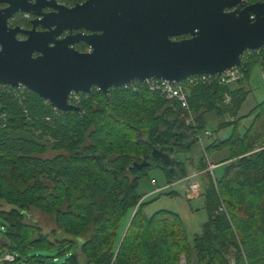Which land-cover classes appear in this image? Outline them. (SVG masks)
Instances as JSON below:
<instances>
[{
  "label": "trees",
  "instance_id": "trees-1",
  "mask_svg": "<svg viewBox=\"0 0 264 264\" xmlns=\"http://www.w3.org/2000/svg\"><path fill=\"white\" fill-rule=\"evenodd\" d=\"M14 20L30 26L22 15ZM75 49L86 52L87 47ZM255 67L264 74V47L243 56L238 82L191 86L195 127L184 125L175 102L143 86L113 88L108 95L92 90L82 96L79 112L67 113L28 90L19 97L0 93V203L9 206L0 209V258L13 255L9 264H180L182 257L186 264H264V100L237 117L249 94L240 84ZM208 114L232 118L219 122L217 131L233 129L204 150H228L218 163L219 177L212 179L207 165L198 164L206 173L201 196L208 218L190 243L177 214L144 212L145 194L137 188L152 167L130 166L160 164L150 157L153 147L189 154ZM249 118L239 133L237 127ZM49 152L54 156L45 157ZM163 171L170 181L172 175ZM181 175L186 176L184 169ZM220 203L225 213L217 211ZM135 208L118 237L121 220ZM31 210L52 218L56 229L44 231L27 222ZM213 235L231 249L232 262Z\"/></svg>",
  "mask_w": 264,
  "mask_h": 264
},
{
  "label": "water",
  "instance_id": "water-1",
  "mask_svg": "<svg viewBox=\"0 0 264 264\" xmlns=\"http://www.w3.org/2000/svg\"><path fill=\"white\" fill-rule=\"evenodd\" d=\"M0 6V85H22L63 113L80 111L68 103L71 92L96 87L108 95L133 81L220 75L264 47V1L85 0L67 7L56 0H0ZM17 14L33 17L30 28L10 25ZM79 44L90 51L76 50ZM182 154L153 147L150 157L159 165L130 168H167L180 180L179 166L191 161ZM213 241L227 256L219 236Z\"/></svg>",
  "mask_w": 264,
  "mask_h": 264
},
{
  "label": "rangeland",
  "instance_id": "rangeland-1",
  "mask_svg": "<svg viewBox=\"0 0 264 264\" xmlns=\"http://www.w3.org/2000/svg\"><path fill=\"white\" fill-rule=\"evenodd\" d=\"M58 3L67 7L73 6L70 4H64L61 1ZM16 21H20V18ZM13 22L15 23V20ZM23 28H30V26L23 25ZM18 38L23 39V37ZM240 86L248 91L249 94L246 98V101L241 106L237 117L247 115L251 109L264 100V74L261 72L260 68L255 67L252 69L249 77L243 80ZM206 118L205 126L199 132V135L202 137V143L205 147L214 141L224 140L232 134L233 126L225 128L221 131H217V125L219 122L227 120L231 121L232 118L224 117L219 119L212 114H208ZM251 119L252 118L243 120L237 127V131L239 133H243L245 128H247L251 123ZM205 131L210 132L211 136L208 138L205 137ZM189 152L191 161L186 162L183 168L186 176L189 177L188 180H186V178H182L176 181H169L162 169L153 167L147 172L146 176L139 180L137 192L139 194H145L143 199L145 202H147V204L144 207V212L147 215H151L152 213L159 210H165L177 214L183 223L188 241L191 243L192 237L197 233L200 234L202 231V226L208 218L207 213L203 208V198L201 196L206 182V173H201L197 170L198 164L200 160L206 165L208 163L214 164L220 159L226 158L228 155V150H216L213 152H208L206 153V156H204L202 147L196 142L191 146ZM54 154L55 153L49 152L45 155V157L51 158L54 156ZM221 170L222 168L220 167H216L213 170V174L216 178L219 177ZM150 180H154L156 185H151ZM191 182H198L200 184L201 188L199 193L192 194L189 192L188 185ZM8 208L9 206L6 204L0 203V209L7 210ZM135 210L136 208L132 211H129L127 215L121 220L118 230V237L121 236L123 231H125L127 228L130 218L133 215V211ZM27 222L41 226L44 231L56 229L54 223L52 222V218L47 217L45 214H42L37 210H31L29 212ZM227 258L230 260V262L233 259V252L231 249H228ZM0 264L9 263H4L0 259ZM180 264H186V261L183 257L181 258Z\"/></svg>",
  "mask_w": 264,
  "mask_h": 264
},
{
  "label": "built area",
  "instance_id": "built-area-1",
  "mask_svg": "<svg viewBox=\"0 0 264 264\" xmlns=\"http://www.w3.org/2000/svg\"><path fill=\"white\" fill-rule=\"evenodd\" d=\"M56 1L60 2V0H56ZM84 1L85 0H81L80 3L84 2ZM22 16H23V18H27L28 14H23ZM89 51H90V49L87 47L86 52H89ZM246 53H249V52H246ZM241 79H242V74L239 71V67H235V68H232L230 70L223 72L220 75H210V74L194 75V76H189V77H187L184 80L179 81V82H168V81L159 80V79H147L143 82L133 81V82H130V83L124 85L122 87V89H128L129 88V89L134 91L137 89L138 86H141V87L143 86V87H146L151 92L158 93L166 101L175 102L178 105V107L180 109V118L182 119L185 126L195 127L194 112L192 111V109L190 108L189 103H188V90H189V88L191 86H195V85H199V84L205 85V84H211L214 82H216L218 84L232 85ZM25 90H27V89L25 87H23L22 85H19L17 88H12L9 86L0 85V93L11 92V93H13V95L15 97L22 96L25 93ZM92 90L99 91V89L96 87H93L91 89V91ZM83 95H88V94H84V93H78L77 94V93L71 92L68 96V103L70 105L79 107L78 105L81 102V98ZM224 98H225L224 102L228 103L229 102L228 95L225 94ZM204 136L208 138L211 136V134H210V132L205 131ZM194 139L196 140L197 143L200 144V146L202 147L204 156H206V153L204 152L205 146L203 145L202 137L199 135L198 132L194 133ZM216 167H217L216 165H212L210 163L207 164V168H206L205 172H208L209 175L212 177V179H213V170ZM201 173H204V172H201ZM183 178H186V180L189 179V177H187V176H185ZM151 184L153 186L156 185L155 181H151ZM200 188H201V186L198 182H191L188 185V190L192 194L199 193ZM217 211L222 212V213L226 212L224 205L222 203H220ZM0 259L3 262L11 263L14 261V256L11 254H6L3 257H1Z\"/></svg>",
  "mask_w": 264,
  "mask_h": 264
},
{
  "label": "flooded vegetation",
  "instance_id": "flooded-vegetation-1",
  "mask_svg": "<svg viewBox=\"0 0 264 264\" xmlns=\"http://www.w3.org/2000/svg\"><path fill=\"white\" fill-rule=\"evenodd\" d=\"M254 2H257V0H245V3H246V4H251V3H254ZM2 7H3V6H0V8H2ZM17 15H23V14H17ZM25 19H26V21L29 22L31 19H33V17H32L31 15L28 14V17L25 18ZM13 20H14V18L10 21V25H11V26H16V25L13 24V23H14ZM19 26H21V25H19ZM21 27H23V26H21ZM181 38H183V37H181ZM181 38H180V39H181ZM176 150H177V151H180V152H183V154H182L181 156H184L185 153L187 154V152H186L185 150H183V149H178V148H176ZM158 165H159V164H158ZM183 168H184V166H183V165H182V166L180 165V166H179V171L182 172Z\"/></svg>",
  "mask_w": 264,
  "mask_h": 264
},
{
  "label": "crops",
  "instance_id": "crops-1",
  "mask_svg": "<svg viewBox=\"0 0 264 264\" xmlns=\"http://www.w3.org/2000/svg\"><path fill=\"white\" fill-rule=\"evenodd\" d=\"M212 115H213V114H212ZM210 120H211V119H210ZM227 156H228V155H227ZM227 156H226V157H227ZM222 159H225V158H222ZM222 159H220L219 161H221ZM219 161H218V162H215V163H214V164H212V165H216V166L218 167V165H219V164H218V163H219ZM197 170H198V167H197ZM170 181H175V180H174V176H173V175H172V179H171ZM155 184H156V182H155Z\"/></svg>",
  "mask_w": 264,
  "mask_h": 264
}]
</instances>
